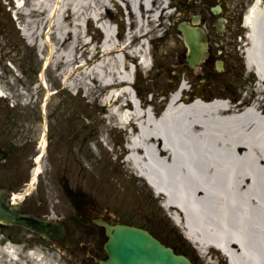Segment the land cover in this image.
Instances as JSON below:
<instances>
[{
  "label": "rangeland",
  "instance_id": "obj_1",
  "mask_svg": "<svg viewBox=\"0 0 264 264\" xmlns=\"http://www.w3.org/2000/svg\"><path fill=\"white\" fill-rule=\"evenodd\" d=\"M41 1L21 0L19 4L23 8L19 10L15 9L13 0H0V89L5 94L4 98H0V146L12 151L15 131L29 134V146L21 150L22 157L18 159L19 166L26 164L23 168L26 176L32 165L33 155H29L33 152L40 131L44 129L45 121L46 153L40 159L41 172L37 181L30 185L25 204L29 211L60 221L67 234L64 239L54 243L20 227L0 225V264H78V260L80 264H91L93 260L103 257V231L99 230L89 236L79 225L80 215L76 203L80 201L78 196L82 195L85 201L94 202L97 210L104 212L109 223L130 222L142 225L174 250L186 254L193 264H227L225 257L215 249L199 253L184 238L181 228L168 217L167 213L171 211L162 208V199L132 173L124 160V139L119 130L110 127L105 119L107 111L101 101L106 92L99 91L86 96L85 91L79 88H64L69 68L73 69L72 78L76 82L90 86L86 73L78 68L88 60L89 55L81 56L80 51L72 55L64 48L58 53H52L48 68L43 69L48 56V44H53V29L50 25L59 22L61 11L67 4L68 7L72 5V8L74 5L73 0H43L45 13L39 17L27 16V12L33 7L38 8ZM250 1H172L170 14L165 10L159 19L147 24L146 31L149 32L144 39L148 43L149 58L146 64L149 65L147 69L138 68L135 74V88L140 97L144 98L146 106L148 93H153V108L159 114L163 105L162 98L168 100L180 84L186 87L185 92L188 94L212 98L224 95L234 99L246 96V90L253 85V77L240 63L241 50L246 42V30L240 16ZM119 3L111 0L102 12L103 19L117 23V40L123 42L128 24L124 18L125 7ZM83 4L80 13L86 40L89 47H98L102 33L95 30L93 22L88 19L93 2L84 0ZM217 4L222 7L220 16L225 21L221 35L212 33L217 17L211 15L209 10ZM200 9L203 11L200 12ZM199 13L209 30L210 55L194 72L187 68L186 46L176 24ZM129 22L130 32H133L135 25L130 17ZM27 27L36 34L34 43H30L23 34ZM69 29L76 34L73 25ZM55 33L61 37L63 35L60 29H55ZM133 41L131 46L136 44ZM40 44L43 45L42 52H38ZM62 53L65 60L73 58L70 65L60 61ZM216 60L223 61L226 79L220 78L215 68ZM41 72L44 75V88L38 84ZM46 90L50 97L43 109L40 103L43 102ZM253 98V94H247L242 103L245 100L251 102ZM102 136L105 146L99 140ZM24 138L22 133L16 143H22ZM6 186H12V156L0 164V187ZM86 242L94 243L89 251L93 258L91 261L79 249L80 244ZM5 247L14 251L17 262L7 257L3 252Z\"/></svg>",
  "mask_w": 264,
  "mask_h": 264
},
{
  "label": "bare ground",
  "instance_id": "obj_2",
  "mask_svg": "<svg viewBox=\"0 0 264 264\" xmlns=\"http://www.w3.org/2000/svg\"><path fill=\"white\" fill-rule=\"evenodd\" d=\"M83 1L73 0L74 8L67 4L59 22L50 25L53 44H48L43 69L48 68L52 53L64 48L72 55L75 51L89 55L78 68L86 73L90 86L76 82L69 68L64 88H79L86 96L107 91L101 101L107 111L105 119L110 127L126 130L124 159L132 173L162 198V206L171 211L184 237L199 253L215 249L227 256L230 264H264V0H253L243 18L247 32L244 55L253 77L254 100L231 107L217 99L219 96L189 95L180 84L159 115L144 101L137 102L128 81L131 63L138 56L143 69L148 68L144 39L149 32L147 24L165 11V0H123L134 31L118 42L110 27L106 29L107 39L98 47H89L83 31ZM90 1L93 4L88 19L104 27L108 21L102 20V11L111 0ZM16 8L21 10L23 6ZM44 13L42 0L26 15L39 17ZM71 25L76 34L69 29ZM55 29L63 31L62 37ZM25 30L24 36L34 43L35 32L30 27ZM132 40L136 42L133 46ZM42 48L40 44L38 52ZM59 58L64 65L73 60H65L63 53ZM135 67L137 70L138 65ZM223 70L222 63L219 76L226 79ZM39 80L44 81L42 72ZM114 87L121 88L116 92L119 96L112 99ZM0 95H5L1 89ZM49 97L46 90L42 108ZM45 138L44 130L39 141L41 154ZM100 141L105 142L103 136ZM35 162L30 184L41 172L40 156ZM3 252L12 260L14 253L9 247Z\"/></svg>",
  "mask_w": 264,
  "mask_h": 264
},
{
  "label": "water",
  "instance_id": "obj_3",
  "mask_svg": "<svg viewBox=\"0 0 264 264\" xmlns=\"http://www.w3.org/2000/svg\"><path fill=\"white\" fill-rule=\"evenodd\" d=\"M218 12V8L214 11ZM199 16H193L191 23L181 21L177 28L188 46L186 61L189 67H196L208 57V42L205 31L197 26ZM217 29L221 31L218 23ZM221 68V63L216 64ZM0 222L7 225H18L48 239L55 240L64 236L62 226L52 220L24 213L20 205L13 206L8 202L6 190H0ZM104 227L107 241L104 250L105 260L96 264H191L182 255H176L172 249L162 245L148 232L127 225H109L96 221Z\"/></svg>",
  "mask_w": 264,
  "mask_h": 264
},
{
  "label": "flooded vegetation",
  "instance_id": "obj_4",
  "mask_svg": "<svg viewBox=\"0 0 264 264\" xmlns=\"http://www.w3.org/2000/svg\"><path fill=\"white\" fill-rule=\"evenodd\" d=\"M200 11L202 12L203 10L200 9ZM247 103L249 104L250 100H246L243 105H246ZM262 104H263V109H264V102ZM22 133L25 135V138L23 139L22 143L18 144V143H16V141L18 139H20V135ZM27 137L29 138V134L27 132H22L21 130L15 131L14 141H12V177L16 176L17 182H12V190H24L22 186H25V187L27 186V183H26V181L28 180L27 177H24L22 179L18 178V174L24 173L23 168L26 167L25 163H24L23 167L19 166L18 159H20L22 157L21 156V150L24 151L29 146V142H28L29 140L27 139ZM0 150H4V149L0 147ZM4 151H5V156L7 158V156L10 155L9 150H4ZM36 153H37V149L33 145V152L29 155V157H31L32 155L35 156ZM23 158H24V156H23ZM18 185L20 187H18ZM81 203H82V204H80L82 207L81 218L83 220L82 221L83 225L86 228L90 229L91 233H92L93 230L97 229L96 226H94L92 223L93 215L96 214L97 217H101V214H100L101 212L99 210H97L95 208V206L90 205V203H86V202L83 203V201ZM26 206H28V205L26 204ZM90 244H91L90 248H92L94 246V243H90Z\"/></svg>",
  "mask_w": 264,
  "mask_h": 264
}]
</instances>
